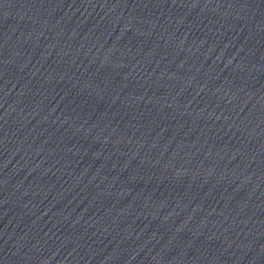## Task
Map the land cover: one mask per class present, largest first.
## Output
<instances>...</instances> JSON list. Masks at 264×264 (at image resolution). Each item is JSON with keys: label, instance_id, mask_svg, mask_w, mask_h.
<instances>
[{"label": "water", "instance_id": "obj_1", "mask_svg": "<svg viewBox=\"0 0 264 264\" xmlns=\"http://www.w3.org/2000/svg\"><path fill=\"white\" fill-rule=\"evenodd\" d=\"M0 264H264V0H0Z\"/></svg>", "mask_w": 264, "mask_h": 264}]
</instances>
